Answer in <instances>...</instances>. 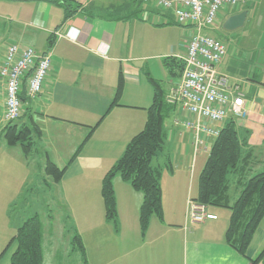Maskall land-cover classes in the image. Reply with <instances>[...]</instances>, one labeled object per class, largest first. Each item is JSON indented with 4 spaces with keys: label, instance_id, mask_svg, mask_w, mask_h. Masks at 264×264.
Segmentation results:
<instances>
[{
    "label": "crops",
    "instance_id": "1",
    "mask_svg": "<svg viewBox=\"0 0 264 264\" xmlns=\"http://www.w3.org/2000/svg\"><path fill=\"white\" fill-rule=\"evenodd\" d=\"M72 2L73 12L69 15L65 5L52 0H0V62L11 43L34 47L39 53L51 51L53 59L43 93L29 99L25 90L22 92L23 113L15 122L18 127L32 129L28 154L34 153L37 158L35 174L26 182L31 186L21 194L27 203L48 194L37 189L57 188L59 192L67 177L98 172L102 183L130 140L145 126L155 96L150 78L160 81L165 99L179 83V76L170 72L169 64L180 60L194 32L193 26L179 25L153 2L147 6L140 0ZM76 4L81 7L76 8ZM243 10L248 11L245 25L226 31L223 24L227 17ZM209 30L227 45L219 70L227 76L229 87L237 86L244 93L247 110L246 117L230 115L223 123L212 124L222 128L234 118L241 139L246 138L245 148L256 157L254 168L263 169L264 0H239L234 8H223L217 26ZM58 32L68 37H58ZM4 98L0 79V138L8 125ZM187 116L182 106H174L165 122L164 151L154 160L163 169V219L152 216L142 235L139 213L143 194L117 175L114 188L118 227L111 230L107 223L112 221L106 218L89 223L88 242L79 227L67 229L62 218L53 228L51 222L43 221L42 264H251L264 249V219L246 254L227 242L229 208L209 207L217 218L201 223L186 219L189 195L198 194L200 174L215 140L214 136L204 135L207 150L201 149L194 159L192 135L182 123ZM10 148L13 155L23 157L16 148ZM49 160L59 167L67 166L59 183L43 176ZM194 174L198 181L195 187L191 186ZM12 201L5 195L1 203ZM24 219L14 224L16 230ZM61 224L68 232L66 237L56 233L63 231ZM76 232L81 235L86 259L72 244ZM16 247L15 243L6 252L5 248L0 251V264H10ZM258 264H264V257Z\"/></svg>",
    "mask_w": 264,
    "mask_h": 264
},
{
    "label": "trees",
    "instance_id": "2",
    "mask_svg": "<svg viewBox=\"0 0 264 264\" xmlns=\"http://www.w3.org/2000/svg\"><path fill=\"white\" fill-rule=\"evenodd\" d=\"M65 5L69 15L73 12L72 0H52ZM81 5L76 4V8ZM170 72L181 77L183 63H170ZM155 89L152 105L144 128L127 144L123 154L103 178L102 196L106 206V219L118 227L117 199L114 178L120 175L143 194L139 222L145 235L152 216L163 219L162 167L154 164L156 157L164 151L166 142L165 122L172 115L174 106L165 99L159 80L150 78ZM120 92V89H119ZM10 146L22 144L26 150L31 147L32 129L10 122L4 130ZM246 138L241 139L236 120L231 118L220 129L210 150L208 160L200 174L198 194L194 199L209 207H226L231 210L230 224L226 232L227 242L240 253L246 254L254 234L264 219V168L255 169L256 157L245 148ZM80 152V149L77 153ZM255 158V161H253ZM67 170L49 160L45 172L52 182L59 183ZM15 242L16 250L10 264H42L43 223L39 214L24 219L13 238L3 251ZM72 244L86 259L81 235L76 232ZM264 257V249L251 264H258Z\"/></svg>",
    "mask_w": 264,
    "mask_h": 264
},
{
    "label": "built area",
    "instance_id": "3",
    "mask_svg": "<svg viewBox=\"0 0 264 264\" xmlns=\"http://www.w3.org/2000/svg\"><path fill=\"white\" fill-rule=\"evenodd\" d=\"M147 6L151 2L172 15L181 26L191 25L194 32L186 50L179 59L183 71L178 84L166 96L169 105H180L187 112L183 125L191 132L193 158L202 150L204 135H219L220 127L230 115L235 118L247 116L244 93L239 87H229L228 78L219 70L227 53V45L221 39L205 32L217 26L219 12L234 8L239 0H140ZM58 37L66 36L62 32ZM53 66L52 52L39 53L34 47H21L16 43L7 46L0 62V79L4 85L5 120L18 121L23 113L22 92L35 99L43 93L45 81ZM194 166V163L192 164ZM205 203L189 196L186 219L189 223H201L216 219Z\"/></svg>",
    "mask_w": 264,
    "mask_h": 264
},
{
    "label": "rangeland",
    "instance_id": "4",
    "mask_svg": "<svg viewBox=\"0 0 264 264\" xmlns=\"http://www.w3.org/2000/svg\"><path fill=\"white\" fill-rule=\"evenodd\" d=\"M129 2L132 3L131 1ZM206 31L208 34L216 36L214 32L209 29ZM1 52L2 50L0 51V55ZM0 139H3V142L0 140V245L2 244L0 251L6 248L13 238L16 230L14 224L18 222L20 218L22 219L23 216L26 219L33 214H39L42 222H51L52 228L56 225V222H58V220L60 222V218H62L61 222L65 224L67 229L73 231V228L79 227L85 235V240L89 242V240H91V236L89 235L91 226H88V224H96L106 218V206L104 197L102 196L103 180L101 183L99 173L94 172L87 173L83 176L67 177L59 192H57V188L53 190L49 188L37 189L38 192H43L45 190L48 194L41 198H39L40 196H38V198H32V203H27L26 199L22 198L21 194L24 188L26 189L28 185L31 186L29 183L26 185V182H28L27 180H29L30 175L35 174L37 168L35 160H37V158L34 157V153H31V156L28 154L31 147L27 151L20 143L15 146H10L4 134ZM10 147H14L16 148L15 150L20 151L23 157L20 158L19 155H13L12 151H10ZM25 157L28 159L26 160ZM43 176L51 180L47 173L43 174ZM192 180L191 186L194 185L195 187L198 182L197 177L195 178V174ZM79 183L82 185L80 186L81 188H78ZM28 190H30V187ZM5 195H8V200L12 198L15 202L12 201L13 203L11 202L8 204L1 203L2 197ZM189 196L192 195L190 194ZM86 213H90L92 216L86 218ZM53 216L54 218L52 219ZM107 225L111 230L114 229L115 225L113 222H108ZM61 227L63 231L57 230L56 233L63 234V236L66 237L68 232H65V228L62 224ZM98 230L101 231L99 228ZM14 245L15 242H13L8 249L13 248Z\"/></svg>",
    "mask_w": 264,
    "mask_h": 264
},
{
    "label": "water",
    "instance_id": "5",
    "mask_svg": "<svg viewBox=\"0 0 264 264\" xmlns=\"http://www.w3.org/2000/svg\"><path fill=\"white\" fill-rule=\"evenodd\" d=\"M247 15L248 11L243 10L241 12L234 13L228 16L224 21L223 28L229 32L236 31L239 28H242L245 25Z\"/></svg>",
    "mask_w": 264,
    "mask_h": 264
}]
</instances>
